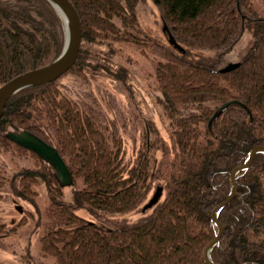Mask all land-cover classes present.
<instances>
[{
	"label": "trees",
	"instance_id": "obj_1",
	"mask_svg": "<svg viewBox=\"0 0 264 264\" xmlns=\"http://www.w3.org/2000/svg\"><path fill=\"white\" fill-rule=\"evenodd\" d=\"M71 1L82 38L67 72L87 82L86 71H104L129 88L135 62L118 43L149 51L157 59L152 74L165 135L151 118L143 119L141 145L127 157L121 128L91 88L86 98L71 97L61 74L6 101L0 154L26 150L39 165L8 178L0 167V186L6 177L14 194L32 201L35 186L44 183L48 203L39 244L52 264H206L203 247L216 232L210 213L230 190L229 172L252 146L264 145V8L257 0H152L182 52L165 30L164 40L141 23L142 0ZM244 30L252 37L239 64L220 71V59ZM64 41L63 21L47 0H0V84L53 60ZM192 48L211 53L194 56ZM14 127L57 148L72 175L69 197L47 161L6 135ZM236 183L235 195L218 212L223 232L210 257L221 264H264L262 152L237 172ZM157 185L161 196L142 211ZM134 211L139 214L123 217Z\"/></svg>",
	"mask_w": 264,
	"mask_h": 264
},
{
	"label": "rangeland",
	"instance_id": "obj_2",
	"mask_svg": "<svg viewBox=\"0 0 264 264\" xmlns=\"http://www.w3.org/2000/svg\"><path fill=\"white\" fill-rule=\"evenodd\" d=\"M256 5H260L263 9L264 0H257ZM139 18L144 26L150 28L153 33L159 34L164 40L166 39L161 17L152 0H142ZM251 37L250 31L244 30L235 46L223 54L219 67L237 61ZM118 45L121 47V52L124 55H129L135 62L130 65L129 88L104 71L97 73L86 71L88 81L85 82L82 75H72L67 70L66 73H62L63 75L59 77V80L65 88L64 91L71 97L78 95L80 97L81 95L82 98H86L87 96L84 95H87L89 88H91V93L99 107L106 115L113 117L115 123L121 128L126 156L131 157L133 154H137L142 142L143 119L151 118L164 134L162 128L164 120L161 121L162 113L156 104L157 97L161 94L157 90L152 74L157 59L153 58L149 51H138L131 44L120 42ZM190 53L199 56L208 55L211 52L205 49L192 48ZM87 102L91 104L89 99ZM38 165L35 155L26 150L15 148L12 152L0 154V167L7 178L14 171L34 168ZM7 178L5 177L3 185L0 186V193L2 194L0 221L5 223V228L0 230V242L5 244H0V264H34L38 259L44 260L47 264H52L53 257L43 256L39 244L43 225V211L46 203H48V193L44 183L35 186L36 194L32 201H28L14 194ZM154 190L155 188L151 189L150 194ZM70 191L68 185L63 187V194L66 198L69 197ZM79 213L89 218L84 210L80 209ZM39 214L41 216L40 222ZM138 214V211H134L124 214L123 217H133Z\"/></svg>",
	"mask_w": 264,
	"mask_h": 264
},
{
	"label": "water",
	"instance_id": "obj_3",
	"mask_svg": "<svg viewBox=\"0 0 264 264\" xmlns=\"http://www.w3.org/2000/svg\"><path fill=\"white\" fill-rule=\"evenodd\" d=\"M56 9L60 15L65 32V41L62 51L58 56H56L51 62L41 65L35 68L25 70L4 83L0 84V117L5 106L6 101L16 92L38 84L46 83L56 79L62 73L67 71L74 63L76 56L79 51L81 38H82V22L78 10L71 0H47ZM163 30L167 33L168 41L173 44L178 50L184 51V47L180 45L166 25H163ZM239 64V61H232L222 66L220 71H228ZM227 103L222 104L220 108L224 107ZM217 115L215 112L208 120V125H210L212 119ZM6 135L14 142L24 146L27 149L35 152L40 158L47 161L54 169L59 183L62 186L72 184V175L68 169V166L57 148L25 128H12L6 132ZM257 152H262L264 154V145L256 144L252 146L249 150L246 159L238 165H235L229 172L230 178V190L226 197L217 203L211 210L210 216L212 221L216 225L215 235L208 240L204 245L202 251V257L206 264H221L215 262L210 257V250L219 240L222 232L223 226L218 218L219 210L224 207L235 195L237 190L236 176L239 170L247 169L252 161L254 154ZM162 193V186L157 185L152 195L148 198L146 202L141 206V210L144 211L151 207L157 202ZM247 264V263H241Z\"/></svg>",
	"mask_w": 264,
	"mask_h": 264
}]
</instances>
